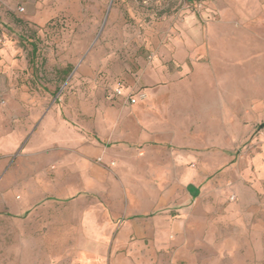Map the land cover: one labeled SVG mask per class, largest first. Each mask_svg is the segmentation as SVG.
<instances>
[{
	"label": "rangeland",
	"instance_id": "374dc122",
	"mask_svg": "<svg viewBox=\"0 0 264 264\" xmlns=\"http://www.w3.org/2000/svg\"><path fill=\"white\" fill-rule=\"evenodd\" d=\"M189 14L194 15L203 44L197 55L189 53L177 61L168 44L185 38L182 30H190ZM10 23L0 27L5 39L0 45V75L6 78L4 85L0 83V128H14L17 118L25 122L33 115V123L25 126L24 142L46 115L74 124L99 104L131 106L124 99H110L114 82L153 94L185 83L170 94L166 115L171 121L165 127L173 128L174 120L189 125L203 119L202 109L220 91L209 75L194 74L212 70L221 53L227 67L233 60L229 72L236 82L256 79L250 86L264 92V0H83L76 20L61 18L43 27L29 26L19 18ZM208 26L214 33L207 34ZM189 36L197 35L191 31ZM211 36L213 43L207 39ZM142 94L145 100L147 95ZM249 94L244 91L242 96ZM15 101L25 107L8 108ZM259 113L254 124L227 127L235 137L229 141L232 148L216 149L225 157L211 156L209 142L192 133L189 142L178 145L170 139L147 148L128 144L119 148L121 142L108 135L102 141L105 152L86 166L80 164L79 150L66 154L69 189L60 198L51 181L57 164L45 161L52 158L49 151L34 156L33 163L19 151L13 153L4 166L38 167L49 178L44 202L58 200L29 216L0 215V264H85L82 258L90 254L81 252L80 228L85 209L97 203L117 218L112 222L115 235L125 218L138 217L130 237L129 255L135 264H264V105ZM195 152L207 154L185 157ZM213 160L216 167L211 169ZM189 169L200 181L197 193L185 201L184 173ZM85 170L89 180L101 177L103 186L81 188ZM160 198L165 203L160 205ZM181 209L188 214L181 217ZM54 213L66 216L69 236L54 235L55 221L45 219ZM157 215L162 219L142 237L138 229H146L147 220ZM186 218L184 226L181 220ZM180 229L190 233L178 237ZM63 244L67 250L61 252ZM150 245L154 251L144 252Z\"/></svg>",
	"mask_w": 264,
	"mask_h": 264
},
{
	"label": "crops",
	"instance_id": "0c3cea01",
	"mask_svg": "<svg viewBox=\"0 0 264 264\" xmlns=\"http://www.w3.org/2000/svg\"><path fill=\"white\" fill-rule=\"evenodd\" d=\"M82 1L0 0V27L2 28L3 24H7V22L11 25L10 19L13 21L15 18L22 19L29 26L36 27H43L47 23L61 18L76 20L81 16ZM19 8L23 9L22 13L18 11ZM186 18L190 30L183 28L182 32L186 34L185 38L173 39L168 44V50L171 51L170 56L177 61L181 60L184 55H189V53L197 55L198 52L195 51L200 50V46L203 44V38L200 35L198 36L200 28L195 24L194 15L189 14ZM214 30L208 26L207 34L214 33ZM224 30L221 32L222 35ZM191 31L197 36H189ZM207 39H209V43L215 42L213 36ZM222 54L224 55V53L220 55L214 53L216 55L215 58L218 57V60L216 59L217 62L214 63L212 70H202L205 72L194 74L196 76L203 74L212 77L220 92L215 99L210 101V104L205 105L202 109L201 117L203 119H195L189 125H183L181 122L174 120L175 126L173 128L170 127L168 129L165 127L171 121L166 115L167 108L172 104L170 94L175 88L178 89L185 83L165 87L159 90L158 94H153L146 90L126 89L118 82H114L110 87V99L116 98L121 101L126 96L136 98L139 93H145L147 98L145 100H138L133 106L123 108L120 106V103H114L113 106L104 103L99 104L101 106L93 107L96 108L95 112L90 114L86 112L85 118L81 117L79 122H74V124L64 122L55 116L46 115L37 124V127L26 142L23 141L26 131L25 126L27 125L26 127L28 128L33 123V115L25 119V122L23 119L17 118L14 128L9 126V119L4 116L3 119H6L5 124L9 127L0 128V150L3 151L1 155L3 162L0 165V215L14 216L16 218L23 217L26 214L29 216L36 213V209L39 210L43 205L46 206L48 203L58 200L50 198L48 202H44L47 198L44 193L46 189L45 183L49 178L39 173L40 169L38 167L32 166L31 169H26L18 165L12 168L4 166V160L17 151L32 163L35 160L34 156L37 154L50 152L52 158H47L45 161L57 164V169L54 171L51 181L56 184L54 188L59 189L58 194H61L58 196L59 198L66 194L64 190L69 189V180L66 179L64 174L65 167L69 163L66 154L79 150L82 153L80 164L86 166L88 160L98 158L105 152L103 151L102 141L108 135H111V140L121 142L118 145L119 148H124L125 144L147 148V146L158 147V145L170 139L178 145L189 142L192 133L198 140L209 142L208 147L211 152L208 153L211 156L215 157V155L221 156L223 154L225 157V153L216 151V149L221 148V146H223V149L226 147L232 148V144L229 141L235 139V137L232 131L228 132L227 127L232 124L256 123L262 115L259 112L264 105L262 102L264 92L250 86L256 79L249 82V84H244L241 80L236 82L229 72L232 70L233 66H231V62L233 60L229 61L230 66L227 67L222 60L224 58ZM219 73L221 76L218 75ZM4 75H0L2 79L0 83H3V85L6 82ZM189 79L185 82L189 81ZM119 86L122 88V96H114L113 91ZM244 91L250 93L248 98L242 96ZM9 107L22 110L25 106L23 103L15 101ZM0 116L2 117L1 113ZM116 120H118L117 123ZM211 124H214L215 127H209ZM240 138L243 137H237V139ZM58 154L60 157H58ZM206 154L207 152H195L185 157L194 159L198 155H202L201 157H203ZM222 162H225V160H222ZM209 167L211 169L216 167V161H211ZM81 173H83L81 188L88 190L98 189L103 186L101 177L89 180L86 170ZM184 177L187 181V192L184 195V200L188 201L197 193L200 179L190 169L184 173ZM165 201L164 198H160L159 204L161 205ZM104 211L105 209L99 203L90 205L85 209L80 228V236L83 239L81 252L90 255H86L84 259L82 258V261L84 260L85 264L137 263L136 259H133L129 254L131 247L130 237L133 232L131 228L135 226L134 220L138 219V217L131 216L125 218L122 225L123 228L115 235V228L112 222L117 218L111 212L106 213ZM179 212L181 213V217L188 214L184 209L179 210ZM32 219L35 222H39L36 218ZM45 219L55 221L52 228L54 235L63 237L70 235L68 230L69 223H67L66 216L54 213L45 216ZM158 219H162V217L157 215L147 220V228L144 230L138 229L139 234L142 237H146L144 231L151 229L152 224L159 221ZM181 221L185 222V226L189 218L182 219ZM178 233V237H183L189 234L190 231L188 229H180ZM154 235V237H158L157 234ZM86 244H95L97 247L87 249L86 246L88 245ZM84 245L86 246L83 247ZM149 248L146 250L143 248L144 252L154 251V247H151V245ZM59 249L61 252L67 250L64 244ZM59 249L57 248L56 251H59ZM120 253L122 255H119Z\"/></svg>",
	"mask_w": 264,
	"mask_h": 264
},
{
	"label": "built area",
	"instance_id": "2783aa9c",
	"mask_svg": "<svg viewBox=\"0 0 264 264\" xmlns=\"http://www.w3.org/2000/svg\"><path fill=\"white\" fill-rule=\"evenodd\" d=\"M20 13L23 12L22 8H19L18 10ZM5 44V39L3 38V36L0 35V45H4ZM113 95L114 96H122V88L121 86L117 87L116 89H114L113 91ZM145 96L142 93H139L136 98L135 97H131V96H126L124 97V100L126 101L127 104L133 106L137 103L138 100H142L144 99Z\"/></svg>",
	"mask_w": 264,
	"mask_h": 264
},
{
	"label": "trees",
	"instance_id": "16d2710c",
	"mask_svg": "<svg viewBox=\"0 0 264 264\" xmlns=\"http://www.w3.org/2000/svg\"><path fill=\"white\" fill-rule=\"evenodd\" d=\"M35 52H36V47L35 45H32V54H35Z\"/></svg>",
	"mask_w": 264,
	"mask_h": 264
}]
</instances>
